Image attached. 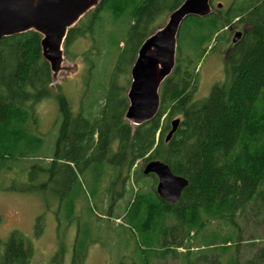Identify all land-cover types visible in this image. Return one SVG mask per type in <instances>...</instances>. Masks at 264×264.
Wrapping results in <instances>:
<instances>
[{
    "label": "trees",
    "instance_id": "1",
    "mask_svg": "<svg viewBox=\"0 0 264 264\" xmlns=\"http://www.w3.org/2000/svg\"><path fill=\"white\" fill-rule=\"evenodd\" d=\"M184 1L98 0L68 31L65 56L85 31L95 32L105 15L127 24L125 36L113 44L118 50L115 73L85 109L92 120L82 112L73 115L56 87L60 124L53 154L31 167L24 190L51 187L58 199L63 195L70 221L71 189L84 192L81 182L87 178L96 202L106 198L111 203L106 216L155 236L156 243L145 250L136 245L131 264H264V0H234L226 10L217 5L206 17H187L177 35L174 68L160 87L157 115L139 126L124 119L128 101L117 76L134 62L156 21ZM233 22L245 32L224 54V80L207 98L195 100L199 66ZM41 38L28 31L0 41V167L10 168L5 162L10 157L39 159L42 141L27 132L31 115L26 109L52 96L54 79L41 55ZM177 116V130L166 142ZM153 160L188 181L175 204L159 199L156 178L144 176L138 167L140 161ZM149 177L155 184L144 190ZM127 193L132 196L127 211L113 215L114 204ZM145 203L146 218L139 225ZM110 226L108 233L115 231ZM251 232H260V241ZM83 233L89 237L85 229ZM77 237L72 264H83L93 242ZM3 246L0 264H26L32 254L28 242L16 234Z\"/></svg>",
    "mask_w": 264,
    "mask_h": 264
},
{
    "label": "rangeland",
    "instance_id": "2",
    "mask_svg": "<svg viewBox=\"0 0 264 264\" xmlns=\"http://www.w3.org/2000/svg\"><path fill=\"white\" fill-rule=\"evenodd\" d=\"M233 1L213 0L212 4L213 8L221 4L220 9L226 10ZM249 1L251 0L241 2L246 4ZM105 17L106 15L100 25L94 26L97 33L91 32L90 35L89 31H85L83 36L69 46L70 56L64 55L62 70L52 85V96L35 105L27 106L26 110L31 115L29 125L26 127L27 132L42 141V149L38 152L39 159L18 161L10 157L5 159V162L11 167H0V253L4 252L3 245L12 234L19 235L29 243L32 252L26 264H72L73 247L78 235L77 238L80 241L93 242L88 246L83 264H131L136 245L141 250H145L156 243L153 234L147 231L140 234L139 229L135 227L132 228L126 224L120 226L125 223L122 218L106 216L105 212L110 209L111 203L106 198H99L96 202L85 177L81 182L84 192H78L77 188L71 189L72 194L75 191V195L73 194L75 199L70 221L66 218V203L63 195L58 199L51 187L41 192L24 190L30 184L31 167L38 163H46L49 160L44 159L53 154L60 124L59 108L55 98L56 87L60 86L61 94L67 100L73 115L82 112L85 117L92 120L93 114L85 109L96 99V92L100 86H106L111 75L115 73L118 50L113 44L125 36L127 24L125 21L113 22L110 17ZM168 17L169 14L156 21L152 27V34L166 24ZM244 29V26L233 22L229 26L228 33H223L220 44L204 57L199 66L195 100L207 98L212 87L223 82L224 54L232 45V36ZM214 45L216 42L212 44ZM119 46L121 47L122 43ZM133 63L125 66L122 74L117 76L116 81L124 88L125 94L130 86V70ZM174 119L181 118L177 116L172 118ZM144 164V161L138 163L141 171ZM40 179H35L34 183ZM147 180L143 183L144 190L155 184L152 178L149 177ZM154 186L156 187V184ZM134 191H137V187ZM61 193L64 194L63 185ZM131 197L127 193L122 201L114 204L111 213L124 214ZM146 205L147 203L139 210L136 220L139 225L146 218ZM40 218L42 220L38 221ZM108 225H111L110 227H113L115 231L106 232ZM84 229L89 237L84 235ZM251 233L256 238V242L260 241V232ZM256 245L261 246L262 243Z\"/></svg>",
    "mask_w": 264,
    "mask_h": 264
},
{
    "label": "water",
    "instance_id": "3",
    "mask_svg": "<svg viewBox=\"0 0 264 264\" xmlns=\"http://www.w3.org/2000/svg\"><path fill=\"white\" fill-rule=\"evenodd\" d=\"M97 4L98 0H0V41L28 31L38 33L42 37V58L55 79L62 70L68 31ZM211 11V0H185L169 14L162 28L142 42L130 70L131 82L126 94L128 107L124 119L131 125L149 122L158 113L160 87L174 68L182 22L189 16L206 17ZM244 32L232 36L233 45ZM179 122V119L172 120L166 142L176 132ZM142 173L156 178L155 192L169 204H175L188 185L185 178L172 174L165 163L157 160L146 162Z\"/></svg>",
    "mask_w": 264,
    "mask_h": 264
},
{
    "label": "flooded vegetation",
    "instance_id": "4",
    "mask_svg": "<svg viewBox=\"0 0 264 264\" xmlns=\"http://www.w3.org/2000/svg\"><path fill=\"white\" fill-rule=\"evenodd\" d=\"M212 6H213V5L211 4V8H212ZM231 43H232V42H231ZM28 244H29V243H28Z\"/></svg>",
    "mask_w": 264,
    "mask_h": 264
},
{
    "label": "bare ground",
    "instance_id": "5",
    "mask_svg": "<svg viewBox=\"0 0 264 264\" xmlns=\"http://www.w3.org/2000/svg\"><path fill=\"white\" fill-rule=\"evenodd\" d=\"M6 63V62H5ZM40 66V65H39ZM34 93V92H33ZM11 132V131H10ZM1 143V142H0ZM4 143V142H3Z\"/></svg>",
    "mask_w": 264,
    "mask_h": 264
}]
</instances>
